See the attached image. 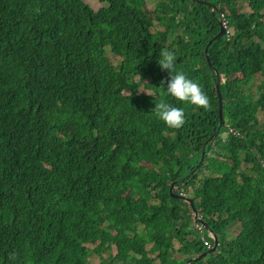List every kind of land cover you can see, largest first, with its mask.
<instances>
[{"label": "trees", "instance_id": "16d2710c", "mask_svg": "<svg viewBox=\"0 0 264 264\" xmlns=\"http://www.w3.org/2000/svg\"><path fill=\"white\" fill-rule=\"evenodd\" d=\"M147 1L0 0V264H264V0H158L155 17ZM222 15L229 34L208 50L217 75L205 48ZM162 50L209 109L167 94ZM219 79V132L235 134L200 164ZM142 86L183 108L184 125L160 120ZM170 182L217 235L213 253L201 258L215 240Z\"/></svg>", "mask_w": 264, "mask_h": 264}, {"label": "clouds", "instance_id": "9594fccd", "mask_svg": "<svg viewBox=\"0 0 264 264\" xmlns=\"http://www.w3.org/2000/svg\"><path fill=\"white\" fill-rule=\"evenodd\" d=\"M222 19H223L224 27L226 28L227 34H229V27H227L226 22L223 18V15H222ZM160 56H161V59L158 60V64H159L160 68L162 71L168 72V77L162 79V81H161V85H163V86L166 85V87L165 86L164 87L166 88L167 94L174 97L177 101L191 103V104L196 105L198 107H203L205 109H209L211 107L210 100H209V97L207 96V94L205 93V91L203 90V86L201 84H199L197 81L189 78L183 71H177L176 70V64H175L176 56H175V54L170 50H162L160 53ZM147 93L149 95L154 96L150 92H147ZM155 101H156L155 107H154L152 112H154L155 115L160 120H162L169 128L178 129L184 125V123L186 122V116H185V110L183 108L173 106L172 104L167 102L163 98V96H161V98L159 100H157V98L155 97ZM218 118H219V116H218ZM219 124H220V121H219ZM219 130L220 129L218 127L217 137L220 135ZM231 134H235V132L233 129H231L229 127V128H227L226 134L220 135V137L225 142V141H227V136L231 135ZM217 137L214 140H217ZM214 140L208 145L205 157H206L207 152L209 150V146L214 144V142H215ZM204 145H203V150H204ZM205 157L203 160V152H202L200 164H202L203 161H205ZM191 175H193V173ZM172 185H175V186H172ZM180 187L181 186L177 185L176 182H170L169 183V189H168L170 197L177 199V200H180V201H186L187 202V199H191V198H189L187 195H185V193H183V188H180ZM178 197H182L183 199H179ZM193 213H194V211H193ZM199 214H200V211H199ZM200 218L204 219L201 216V214H200ZM194 220H195L196 224H200L199 221H197V219H196L195 213H194ZM201 225L206 230L209 231L210 236L215 240V244L217 245L216 239H218V237H217V235H214L211 232L210 226H209V229H207V227L204 224H201ZM215 244L213 245V248L215 247Z\"/></svg>", "mask_w": 264, "mask_h": 264}, {"label": "rangeland", "instance_id": "374dc122", "mask_svg": "<svg viewBox=\"0 0 264 264\" xmlns=\"http://www.w3.org/2000/svg\"><path fill=\"white\" fill-rule=\"evenodd\" d=\"M86 1L88 4H90L94 9L96 10H99L100 8H102V4H101V0H84ZM158 3V0H148L145 4V10H147L149 13H153V17L156 16V14L154 13V10L156 8V5ZM238 10H240V12H249L250 11V8H248V5L246 3H243V2H239L238 3ZM156 29H159V30H162V27L159 26L158 24H156V27L154 28V30ZM109 58L112 60V62H116L117 59H120L121 57L120 56H116V55H113L112 53L108 54ZM263 81V78L262 77H257L252 85H251V89L248 91V94H254V96L257 98V90H258V86L260 83H262ZM147 92H150V91H147L144 86H142L138 93L139 94H147ZM242 155L244 154V152L241 153ZM149 166V165H148ZM151 167V166H150ZM243 168H247L248 172L250 171L248 165L244 164ZM202 178H203V173L201 171H199V180H198V186L197 187H200L201 184H202ZM172 186H175V185H172ZM127 194H131V191H128ZM153 204H157V202H153L151 205ZM192 208V207H191ZM193 209V208H192ZM239 226L238 225H233L231 227H229V231L231 232V235L229 236V238H231L233 235H237L238 232H239ZM180 245L179 242H176V247L178 248ZM90 249H92V247H90ZM90 262L91 264H99L100 261L99 260H93V259H90Z\"/></svg>", "mask_w": 264, "mask_h": 264}, {"label": "water", "instance_id": "95a60500", "mask_svg": "<svg viewBox=\"0 0 264 264\" xmlns=\"http://www.w3.org/2000/svg\"><path fill=\"white\" fill-rule=\"evenodd\" d=\"M192 1H194V2H197V3H200V4H204V5H206V6H210V4L209 3H207V2H205V1H203V0H192ZM214 10H217V8H214ZM214 10H212V13H213V15L215 16V13H214ZM219 25H220V30H219V32L211 39V40H209V42H208V44H207V46H206V48H205V55H206V58H207V61H208V64H209V66H210V68H211V70L214 72V73H216L217 75H219L218 74V71L216 70V68H214L213 66H212V64H211V61H210V58H209V53H208V50H209V47H210V45H211V43L214 41V40H216V39H218V38H221V37H223L225 34H227V31H226V28L224 27V23H223V19H221L220 21H219ZM217 89H218V94H219V114H218V116H219V121H220V124H219V129H221L222 128V126H223V123H224V117H223V98H222V96H221V93H220V89H221V80L219 79V81H218V84H217ZM217 135H218V132L216 133V134H214L206 143H205V145H204V150H203V160H204V157H205V154H206V151H207V148H208V145L217 137ZM179 199H183L182 197H178ZM188 200V199H187ZM192 206H193V211H194V213L196 214V219H197V221H200V222H202L206 227H207V229H209V225H208V223H206V222H204L203 220H201V218H200V214H199V211L197 210V208H196V206H195V204H194V201L192 200ZM216 241H217V239H216ZM215 249H216V244H215V247L211 250V251H209L207 254H205L204 256H202L201 258H203V257H205V256H207L208 254H211V253H213L214 251H215ZM200 258V259H201ZM199 259H193V260H190L188 263H186V264H193L194 262H196V261H198Z\"/></svg>", "mask_w": 264, "mask_h": 264}, {"label": "bare ground", "instance_id": "6f19581e", "mask_svg": "<svg viewBox=\"0 0 264 264\" xmlns=\"http://www.w3.org/2000/svg\"><path fill=\"white\" fill-rule=\"evenodd\" d=\"M191 202H192V199H188V200H187V203L190 205V207H192V208H193V206H192V203H191ZM194 204H195V203H194ZM201 220H203V219H201ZM203 221H204V220H203ZM204 222H205V221H204ZM199 223H200V224H203V223H202V222H200V221H199Z\"/></svg>", "mask_w": 264, "mask_h": 264}]
</instances>
